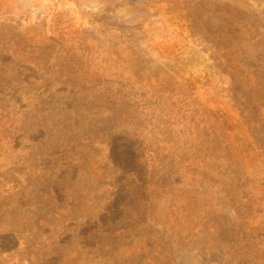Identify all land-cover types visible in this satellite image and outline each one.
Listing matches in <instances>:
<instances>
[{
  "label": "rangeland",
  "instance_id": "1",
  "mask_svg": "<svg viewBox=\"0 0 264 264\" xmlns=\"http://www.w3.org/2000/svg\"><path fill=\"white\" fill-rule=\"evenodd\" d=\"M0 264H264V0H0Z\"/></svg>",
  "mask_w": 264,
  "mask_h": 264
}]
</instances>
